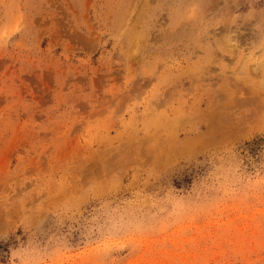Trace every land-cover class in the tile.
I'll list each match as a JSON object with an SVG mask.
<instances>
[{
	"label": "rangeland",
	"instance_id": "rangeland-1",
	"mask_svg": "<svg viewBox=\"0 0 264 264\" xmlns=\"http://www.w3.org/2000/svg\"><path fill=\"white\" fill-rule=\"evenodd\" d=\"M0 264H264V0H0Z\"/></svg>",
	"mask_w": 264,
	"mask_h": 264
}]
</instances>
